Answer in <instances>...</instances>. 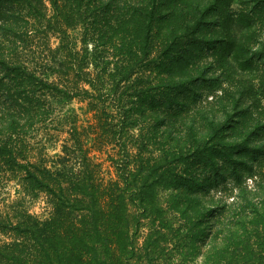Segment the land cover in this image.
I'll list each match as a JSON object with an SVG mask.
<instances>
[{"label": "trees", "instance_id": "trees-1", "mask_svg": "<svg viewBox=\"0 0 264 264\" xmlns=\"http://www.w3.org/2000/svg\"><path fill=\"white\" fill-rule=\"evenodd\" d=\"M233 1L0 0V264H264V0Z\"/></svg>", "mask_w": 264, "mask_h": 264}, {"label": "rangeland", "instance_id": "rangeland-1", "mask_svg": "<svg viewBox=\"0 0 264 264\" xmlns=\"http://www.w3.org/2000/svg\"><path fill=\"white\" fill-rule=\"evenodd\" d=\"M241 3H240V1L239 0H234L233 1V3L231 4V6L230 7H228V9H230V11H229V13L231 14V15H233V16H236L237 14H238V12H239V10L241 9ZM213 12V11H212ZM216 19H214V14L213 13H211L209 16H208V22H209V24H211L212 26H214V21H215ZM216 27V26H215ZM216 30H219L218 29V27H216ZM220 36H221V32H217V33H215V34H211V35H209V40L208 41H213V42H219V40H220ZM211 51V50H210ZM209 51V52H210ZM214 59V57L212 56V55H206L203 59H202V62L203 63H205V62H207L208 64H210V62L212 61ZM234 65H235V67H232L230 70L235 74L234 76V80H237L238 78H239V75H245L246 73H248V70L249 69H243V68H240V67H238L239 65L237 64V62H235V63H233ZM215 69H217V70H215ZM210 72L211 73H213V72H216L217 74L219 73L220 75H221V77L223 78V76H222V74H223V72H224V70H222V67L220 66V65H215L214 66V68H212V67H210ZM253 70H256V69H253ZM231 71H229V72H231ZM251 75V77H252V74H250ZM254 76V75H253ZM255 77V76H254ZM256 78H259L258 77V75L256 76ZM256 81H258L257 79H255ZM229 82H231V81H229V80H227V78L226 79H224L222 82H221V84H220V86H219V90H218V92L220 93V94H222V91L224 90V89H226L227 87H229L230 85H229ZM236 82V81H235ZM234 82V84H236ZM234 86H231V87H229V88H233ZM205 97V96H204ZM213 94H211V95H209L208 94V96L204 99V101H207V100H212L213 99ZM72 106L73 107H75L78 111H79V113L82 115V117L83 118H86L89 114L88 113H86V109L85 108H83V105H81V103H79L78 101H74L73 103H72ZM263 106H264V100H263ZM88 114V115H87ZM105 157H106V155H105ZM106 165H109V162H107V164ZM249 183H251V180L249 181ZM37 210H39L38 208H37Z\"/></svg>", "mask_w": 264, "mask_h": 264}]
</instances>
